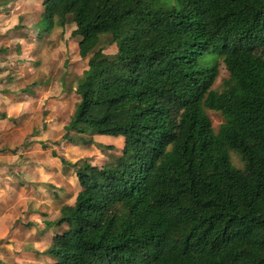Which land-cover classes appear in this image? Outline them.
Instances as JSON below:
<instances>
[{"label": "trees", "instance_id": "trees-1", "mask_svg": "<svg viewBox=\"0 0 264 264\" xmlns=\"http://www.w3.org/2000/svg\"><path fill=\"white\" fill-rule=\"evenodd\" d=\"M42 6L44 29L70 16L88 57L62 138L123 137L102 165L61 158L79 190L47 223L66 226L49 264H264V0ZM206 109L222 115L217 130Z\"/></svg>", "mask_w": 264, "mask_h": 264}, {"label": "rangeland", "instance_id": "rangeland-1", "mask_svg": "<svg viewBox=\"0 0 264 264\" xmlns=\"http://www.w3.org/2000/svg\"><path fill=\"white\" fill-rule=\"evenodd\" d=\"M42 7V0H0V264L51 262L44 250L66 226H49L48 220L57 219L79 189L72 166L61 158L102 165L120 153L116 139L111 148H101L62 138L88 57L78 55L70 16L64 26L44 29ZM101 47L108 55L117 51L115 43ZM227 76L220 61L212 88L220 89ZM206 113L217 130L222 115ZM229 156L243 168L236 152Z\"/></svg>", "mask_w": 264, "mask_h": 264}, {"label": "crops", "instance_id": "crops-1", "mask_svg": "<svg viewBox=\"0 0 264 264\" xmlns=\"http://www.w3.org/2000/svg\"><path fill=\"white\" fill-rule=\"evenodd\" d=\"M39 23H41V21H39ZM113 137H116V138H113ZM93 138H94V141L96 143H101L103 145H111L112 144L111 142L116 139L119 142L115 144V148H119L121 150V148L123 146V137L122 136H112L111 137V135H96ZM104 139H107V140H104ZM77 183H78V181H77ZM76 193H75V195H76ZM72 203H66V204H72ZM48 221H50V220H48Z\"/></svg>", "mask_w": 264, "mask_h": 264}]
</instances>
